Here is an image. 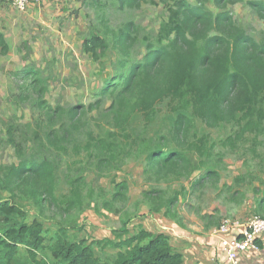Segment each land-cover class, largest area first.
Returning <instances> with one entry per match:
<instances>
[{
    "label": "trees",
    "instance_id": "trees-1",
    "mask_svg": "<svg viewBox=\"0 0 264 264\" xmlns=\"http://www.w3.org/2000/svg\"><path fill=\"white\" fill-rule=\"evenodd\" d=\"M118 2L120 8L132 10L143 4H161L166 17L157 25L154 36L145 34L139 39L141 26L134 20L113 28L102 8L98 9L96 25L91 24L82 38L81 52L98 63L99 69H103L104 60L111 52L115 53V61L113 74L95 93L98 98L88 104L80 102L68 108L51 106L45 97L46 78L34 66L26 65L22 73L29 82L27 86L21 85L20 90L29 88L35 97L23 94L24 91L20 97H31L38 109L39 131L34 130L33 138L37 140L42 134L48 145L63 150L64 143L73 138L87 113L102 108V113L110 119L111 129L105 135L87 133L82 147L87 157L94 159L95 167L103 171L119 168L133 154L145 155L143 172L157 179L190 174L192 153L211 156L214 142L207 133L198 136L193 133L195 119L208 128L229 126L234 135L227 138L229 143L251 135L253 142L262 137L258 144L264 147V30L255 39L237 24L228 8L245 3L264 20V0ZM85 5L98 6L94 1ZM140 40L141 56L134 57L133 52L139 53ZM8 51V43L0 32V53ZM162 105L168 117L166 133L129 142L133 121L140 118L146 130L156 121ZM8 135L20 159L0 168V191L8 194L7 197L0 194V264H182L183 256L170 244L168 234L150 231L142 225L129 232L127 221L112 231L114 238L92 241L73 239L67 223L60 225L46 244L47 229L43 221L36 217L28 221L21 200H32L42 214L46 206L57 203L63 205L60 210L64 216L72 209L79 212L83 203V178L72 182L69 193L57 199L54 161L23 157V148L10 129ZM206 179L217 182L219 172L206 165L194 184ZM112 182L111 197L104 202L108 209L128 198V183L114 179ZM155 194L143 192L150 212L159 213L165 208V215L170 214L176 197L164 203L163 196ZM255 202L259 216L264 217V193ZM95 246L116 247L114 259L102 260L96 255Z\"/></svg>",
    "mask_w": 264,
    "mask_h": 264
},
{
    "label": "rangeland",
    "instance_id": "rangeland-1",
    "mask_svg": "<svg viewBox=\"0 0 264 264\" xmlns=\"http://www.w3.org/2000/svg\"><path fill=\"white\" fill-rule=\"evenodd\" d=\"M92 1L97 2L98 6L85 5V2ZM47 2L50 3L47 6L40 2L25 10L0 3V32L9 46L7 54L0 53V168L17 163L20 159L16 147L8 141L10 129L15 141L23 148V157L54 161V193L57 199L69 193L72 182L83 178L82 209L79 212L72 209L67 216L61 214L63 205H57L59 203L46 206L42 214L32 200L25 198L21 203L17 199L26 211L28 221L35 217L43 221L47 229L46 244L60 225H70L68 232L73 239L86 238L92 241L114 238L112 231L119 229L122 221H127L129 232L142 225L139 222L152 231H159V222L164 221V217L193 230L208 220L218 224L225 217L247 219L254 214L260 215L255 201L258 195L264 193V147L258 144L262 137L257 139L258 142L251 141L250 135L229 143L227 138H234L229 126L208 128L195 119L193 133L197 136L207 133L211 142H214L211 156L200 157L192 153L190 174L160 179L143 172L145 155L133 154L119 168L111 170L99 171L95 167V160L88 158L82 147L89 131L105 135L111 129L110 119L102 113V108L87 113L73 138L64 143L63 150L48 145L42 134L37 140L33 138L34 130L39 131L36 127L38 109L32 102L35 96L28 88L22 90L23 94L30 93L32 98L20 97V86H27L29 82L22 73L26 65L34 66L46 78L48 91L45 97L51 106L68 108L80 102L88 104L98 98L95 93L103 86V78L113 74L112 65L115 61V53H109L102 65L104 70L98 74V63L81 52L82 38L87 35L91 24L96 25L98 9L102 8L113 28L134 20L141 26L139 39L145 34L154 36L157 25L166 17L161 4H143L141 8L132 10L120 8L118 0ZM228 8L237 24L258 40L264 30V20L259 19L245 3ZM142 44L140 40L139 53L133 52L134 57L141 56ZM166 112V107L160 106L156 121L146 130L141 119L136 118L129 130V142L165 134L168 123ZM77 148L80 150L77 151ZM206 165L213 166L219 172L220 179L217 182L206 179L194 184ZM113 179L115 182L125 180L128 183V198L114 203L113 208L108 209L104 202L111 197ZM145 191L163 196L164 203L176 197L171 206V215H165V208L159 213L150 212L143 195ZM0 194L8 196L6 192L0 191ZM128 216L132 218L130 221ZM116 250V247L100 249L95 246L96 255L104 261H112Z\"/></svg>",
    "mask_w": 264,
    "mask_h": 264
},
{
    "label": "crops",
    "instance_id": "crops-1",
    "mask_svg": "<svg viewBox=\"0 0 264 264\" xmlns=\"http://www.w3.org/2000/svg\"><path fill=\"white\" fill-rule=\"evenodd\" d=\"M47 1L49 0H40L42 4L46 3L44 4L46 6L50 4ZM39 3L36 4L39 5ZM103 70L104 68L97 69L96 72L99 74V72L102 73ZM111 75L107 74L103 80H106V78ZM238 219L244 220V218ZM163 220L164 221L159 222V231L153 232H165L168 234L170 244L183 256L182 264H226V257L221 250L219 238L213 234V229L217 227L219 223H211V221L208 220L203 226L188 230L187 227L183 226L181 223L177 225L165 217ZM138 224H142L144 228L148 229L145 224L140 222ZM234 233L235 231H232L229 237H233ZM257 244L259 245V250L257 251L248 249L239 252L236 264H264V233L257 237Z\"/></svg>",
    "mask_w": 264,
    "mask_h": 264
},
{
    "label": "built area",
    "instance_id": "built-area-1",
    "mask_svg": "<svg viewBox=\"0 0 264 264\" xmlns=\"http://www.w3.org/2000/svg\"><path fill=\"white\" fill-rule=\"evenodd\" d=\"M40 0H0L8 3L18 10H25L30 5L39 3ZM235 231L233 237L229 234ZM264 233V217L252 215L247 219L225 217L213 229V234L219 238L220 247L226 257V264H236L239 252L252 249L259 250L257 237Z\"/></svg>",
    "mask_w": 264,
    "mask_h": 264
}]
</instances>
